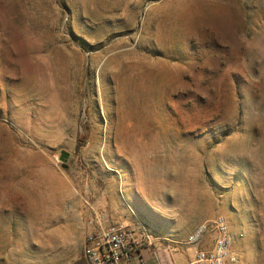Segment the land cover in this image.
<instances>
[{"label": "rangeland", "instance_id": "374dc122", "mask_svg": "<svg viewBox=\"0 0 264 264\" xmlns=\"http://www.w3.org/2000/svg\"><path fill=\"white\" fill-rule=\"evenodd\" d=\"M84 200L264 264V0H0V264H85Z\"/></svg>", "mask_w": 264, "mask_h": 264}, {"label": "built area", "instance_id": "2783aa9c", "mask_svg": "<svg viewBox=\"0 0 264 264\" xmlns=\"http://www.w3.org/2000/svg\"><path fill=\"white\" fill-rule=\"evenodd\" d=\"M85 235L81 254L85 264H141L139 249L152 245L155 237L122 220H113L100 202L84 200ZM228 225L222 215L196 224L184 238L193 248L190 264H229L235 257L228 248Z\"/></svg>", "mask_w": 264, "mask_h": 264}, {"label": "crops", "instance_id": "0c3cea01", "mask_svg": "<svg viewBox=\"0 0 264 264\" xmlns=\"http://www.w3.org/2000/svg\"><path fill=\"white\" fill-rule=\"evenodd\" d=\"M193 247L184 243L163 242L155 238L150 246L139 249L141 264H190Z\"/></svg>", "mask_w": 264, "mask_h": 264}, {"label": "bare ground", "instance_id": "6f19581e", "mask_svg": "<svg viewBox=\"0 0 264 264\" xmlns=\"http://www.w3.org/2000/svg\"><path fill=\"white\" fill-rule=\"evenodd\" d=\"M134 71H135V68H134ZM132 77H134V75L132 76ZM148 174V173H147ZM143 177V176H142ZM144 179V178H143ZM177 183V182H176ZM141 185H143V184H141ZM152 185H156L155 183L154 184H152ZM179 187V186H178ZM172 188H173V185H172ZM155 192H149L148 193V195L150 196V197H154L155 195H158V194H160L161 192L159 191L158 192V190H156V189H153ZM178 190V189H177ZM181 190V189H180ZM179 191V190H178ZM182 192V191H181ZM179 195V194H178ZM180 200V199H179ZM196 228V227H195ZM194 228V229H195ZM143 231H144V228H143ZM187 237V236H186ZM230 238L233 240V236H232V234H231V232H230ZM231 243H232V241H228V248H231Z\"/></svg>", "mask_w": 264, "mask_h": 264}]
</instances>
